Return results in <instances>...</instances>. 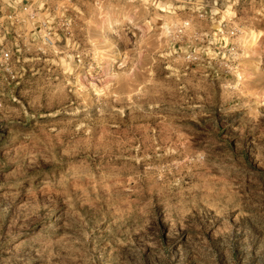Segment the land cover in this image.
Returning a JSON list of instances; mask_svg holds the SVG:
<instances>
[{"label": "rangeland", "instance_id": "obj_1", "mask_svg": "<svg viewBox=\"0 0 264 264\" xmlns=\"http://www.w3.org/2000/svg\"><path fill=\"white\" fill-rule=\"evenodd\" d=\"M251 30L264 0H0V264H264Z\"/></svg>", "mask_w": 264, "mask_h": 264}, {"label": "bare ground", "instance_id": "obj_2", "mask_svg": "<svg viewBox=\"0 0 264 264\" xmlns=\"http://www.w3.org/2000/svg\"><path fill=\"white\" fill-rule=\"evenodd\" d=\"M113 24V23H112ZM118 21L114 22V25H117ZM165 31H167V27L163 28ZM249 40H248V48L250 50L256 49L258 42L261 38L264 39V31H249ZM259 39V40H258Z\"/></svg>", "mask_w": 264, "mask_h": 264}]
</instances>
